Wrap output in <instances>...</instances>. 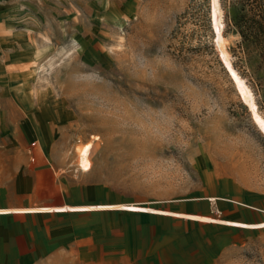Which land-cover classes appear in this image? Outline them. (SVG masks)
I'll return each mask as SVG.
<instances>
[{
	"label": "rangeland",
	"instance_id": "rangeland-1",
	"mask_svg": "<svg viewBox=\"0 0 264 264\" xmlns=\"http://www.w3.org/2000/svg\"><path fill=\"white\" fill-rule=\"evenodd\" d=\"M221 3L226 30L211 0H0V140L38 131L21 137L60 162L54 199L120 208L67 221L113 246L103 264H264V223L121 209L236 195L264 206V62Z\"/></svg>",
	"mask_w": 264,
	"mask_h": 264
},
{
	"label": "crops",
	"instance_id": "crops-1",
	"mask_svg": "<svg viewBox=\"0 0 264 264\" xmlns=\"http://www.w3.org/2000/svg\"><path fill=\"white\" fill-rule=\"evenodd\" d=\"M12 135L16 137L13 143L0 140V264H103L114 261L111 260L114 252L110 250L113 246L97 235L80 234L82 229L67 221L73 216L120 208L69 204L54 199L51 184L54 163L60 162L54 161L45 141L21 137L40 136L38 131L18 130ZM152 207L166 213L121 209L186 221L215 222L222 227L245 228L224 224V220L250 226L264 223V206L239 195L197 197ZM179 214L204 216L210 221L184 218Z\"/></svg>",
	"mask_w": 264,
	"mask_h": 264
},
{
	"label": "trees",
	"instance_id": "trees-1",
	"mask_svg": "<svg viewBox=\"0 0 264 264\" xmlns=\"http://www.w3.org/2000/svg\"><path fill=\"white\" fill-rule=\"evenodd\" d=\"M228 6V27H233L242 41L259 49L264 62V0H228ZM219 8L223 11L222 24L226 30V9L221 0H211L210 20L216 27L219 23Z\"/></svg>",
	"mask_w": 264,
	"mask_h": 264
},
{
	"label": "bare ground",
	"instance_id": "bare-ground-1",
	"mask_svg": "<svg viewBox=\"0 0 264 264\" xmlns=\"http://www.w3.org/2000/svg\"><path fill=\"white\" fill-rule=\"evenodd\" d=\"M91 148H92L91 142H88L78 148V163L83 171H88L90 169L91 162L89 160V154Z\"/></svg>",
	"mask_w": 264,
	"mask_h": 264
}]
</instances>
